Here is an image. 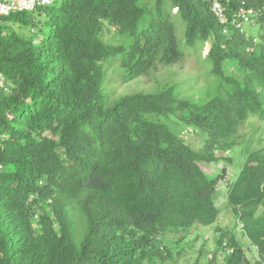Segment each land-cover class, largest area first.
I'll list each match as a JSON object with an SVG mask.
<instances>
[{
	"label": "trees",
	"instance_id": "trees-1",
	"mask_svg": "<svg viewBox=\"0 0 264 264\" xmlns=\"http://www.w3.org/2000/svg\"><path fill=\"white\" fill-rule=\"evenodd\" d=\"M212 1L57 0L4 18L0 264H165L167 233L217 223L219 178L201 163L234 152L242 125L264 117V0H222L232 20L243 1L256 10L243 34L224 32ZM106 26L124 41H106ZM181 42L210 43L213 81L201 97L168 82L109 98L107 64L120 60L133 80L180 63ZM227 202L258 259L217 227L203 264H264V148L246 152Z\"/></svg>",
	"mask_w": 264,
	"mask_h": 264
},
{
	"label": "rangeland",
	"instance_id": "rangeland-1",
	"mask_svg": "<svg viewBox=\"0 0 264 264\" xmlns=\"http://www.w3.org/2000/svg\"><path fill=\"white\" fill-rule=\"evenodd\" d=\"M174 12L177 9L173 10ZM252 33H257L259 28L250 26ZM258 30V31H257ZM180 32V37L182 36ZM250 34V33H249ZM103 37L111 43L124 41L122 36L113 28L106 26ZM184 58L178 64L163 66L159 65L153 73L127 80L125 72L121 69L120 60H114L107 64V78L104 89L109 93V98L117 97L134 92H156L160 87L168 82L179 83L183 96L189 98H199L204 90L213 81L210 75L211 65L206 60V55L210 49V43H206L197 50L185 49ZM174 126L178 125L173 120ZM182 126V135L186 141L197 149H202L205 141L200 132L193 127ZM187 128H193L191 131ZM242 145L236 147L234 152L222 153L218 161L202 162V168L210 178L218 177L215 202L221 210L219 220L213 226H195L192 231L169 232L164 238V244L168 247L170 258L165 264H203L207 259H211L213 251L216 249V239L220 236L217 227H222L237 234L238 239L248 252L249 257L254 261L258 259L256 249L252 246L248 238L244 235L241 225L234 216L228 204V184L236 179L245 161V154L249 149L264 148V117H251L240 129ZM230 158L231 160H229Z\"/></svg>",
	"mask_w": 264,
	"mask_h": 264
},
{
	"label": "built area",
	"instance_id": "built-area-1",
	"mask_svg": "<svg viewBox=\"0 0 264 264\" xmlns=\"http://www.w3.org/2000/svg\"><path fill=\"white\" fill-rule=\"evenodd\" d=\"M56 1L57 0H0V24L5 17L13 12L33 11L39 7L51 6L56 3ZM211 10L217 20L222 25L226 26V29H224L225 33H228L229 26H234L236 29L240 30L242 34L245 33V24H249L253 20L254 15H256V10L252 7H248L246 1H243L239 5L238 16L233 20L228 15L225 3L222 0H213ZM245 35L248 36V33ZM10 91V84L6 80L0 66V93Z\"/></svg>",
	"mask_w": 264,
	"mask_h": 264
},
{
	"label": "clouds",
	"instance_id": "clouds-1",
	"mask_svg": "<svg viewBox=\"0 0 264 264\" xmlns=\"http://www.w3.org/2000/svg\"><path fill=\"white\" fill-rule=\"evenodd\" d=\"M250 35L248 34V37H249ZM256 40V39H255ZM241 226H242V224H240ZM223 253L224 254H226L227 252H225L224 250H223ZM212 257H213V255H212Z\"/></svg>",
	"mask_w": 264,
	"mask_h": 264
}]
</instances>
